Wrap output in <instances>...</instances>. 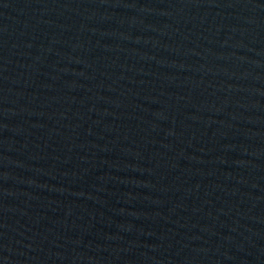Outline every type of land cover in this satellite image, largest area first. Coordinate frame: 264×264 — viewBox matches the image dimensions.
<instances>
[{"label":"water","instance_id":"water-1","mask_svg":"<svg viewBox=\"0 0 264 264\" xmlns=\"http://www.w3.org/2000/svg\"><path fill=\"white\" fill-rule=\"evenodd\" d=\"M0 264H264V0H0Z\"/></svg>","mask_w":264,"mask_h":264}]
</instances>
